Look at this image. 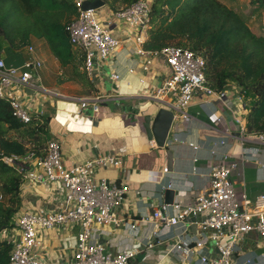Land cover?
Segmentation results:
<instances>
[{
	"label": "crops",
	"instance_id": "1",
	"mask_svg": "<svg viewBox=\"0 0 264 264\" xmlns=\"http://www.w3.org/2000/svg\"><path fill=\"white\" fill-rule=\"evenodd\" d=\"M221 1L235 12L248 16L250 24H253V27L248 24L252 32L256 33L264 26V10L252 14L255 7L251 0ZM97 14L104 25L113 23L109 29L114 36L124 39L125 25L112 16L114 11L103 8ZM35 42H40L39 49L33 45ZM31 45L34 47L32 54L26 49L15 53L6 47L3 57L7 65L20 66L28 59L42 63L38 73L41 86L57 94L42 97L43 101L39 99L40 95L35 97L39 103L33 112L48 120L47 142L55 139L60 143L64 166L70 169L99 156L113 155L122 159L119 170L95 171L96 180L105 176L128 184L124 203L115 213L127 224L136 225L135 231L129 225L119 228L99 226L96 241L104 245L108 252L117 254L121 248L133 246L141 254L131 264H176L177 259L169 253V248L175 245L179 235L186 233L185 226L161 228L155 236L156 230L150 219L164 205L168 185H172L168 189L175 191V203L181 205V209L196 204L197 198L207 193L211 167L219 157L211 156V148L222 139L227 145L218 146V153H232V160L238 164L231 175L238 202L242 203L244 193L252 200L264 195V143L247 133L244 136L240 134V130H245L247 126L251 99L240 95L238 87L231 85L228 89L230 99L237 108L235 114L223 102L195 92L189 117L185 119L177 115L168 138L170 146L159 148L154 139H148L143 119L149 116L153 120L165 108L152 98L155 87L171 76L165 57L140 54L134 43L126 42L110 59L96 62L91 85L86 86L74 79L71 66H61L45 40L32 38ZM112 73L121 78L112 80ZM99 96L107 97V103L102 104L99 113L95 115L91 109H82V101H92ZM203 104L209 105L201 107ZM207 113L210 116L216 113L221 122ZM235 115L241 125L235 122ZM191 144L197 145L199 150L194 151ZM168 150L173 152L171 172L167 171ZM242 152L248 160L243 161ZM28 168L34 167L30 164ZM64 195L62 186L45 187L27 182L21 185L20 212H53L55 203ZM178 213V210H168L171 216ZM13 223L15 226L12 229L0 233L3 236L1 240L13 243L18 238L15 216ZM194 223H190V236L198 233ZM81 232L78 224L39 230L40 244L35 252L46 264H72L73 249ZM158 242L160 244L156 245ZM149 243H154L155 247L153 255L146 256L144 252ZM210 250L216 253L213 246ZM262 254L264 238L257 232L250 233L239 243L234 264H247V260H254ZM191 264H200L198 258L194 257Z\"/></svg>",
	"mask_w": 264,
	"mask_h": 264
},
{
	"label": "built area",
	"instance_id": "2",
	"mask_svg": "<svg viewBox=\"0 0 264 264\" xmlns=\"http://www.w3.org/2000/svg\"><path fill=\"white\" fill-rule=\"evenodd\" d=\"M84 1L75 0L79 14L67 25L66 30L74 49L84 55V70L90 80L95 75L96 62L107 61L118 47L130 42L135 44L140 54L166 58L171 76L155 87L152 98L159 105H164L165 109L172 111L174 119L178 114L185 119L189 117L188 111L195 92L223 102L235 114L237 108L230 99L229 90L216 91L209 87L205 74L206 60L203 56L196 55L189 49L175 47L157 52H147L144 49L150 29L152 0H139L114 12L112 16L125 25L124 39L114 36L110 31L112 22L105 25L101 23L97 10H83ZM25 49L29 54L34 52L32 45ZM41 67L42 63L36 59H28L20 66L7 65L4 59H0V99L9 100L14 117L24 124L33 120L43 123L42 115L33 112L39 103L35 97L40 95L45 98L57 94L40 85L38 73ZM120 78L116 73L111 74L112 80ZM104 103H107V97L99 96L92 101H82L81 107L91 109L96 115ZM208 105L203 104L201 107ZM213 116L216 113L210 117ZM234 118L241 125L236 115ZM217 120L221 122V117H217ZM246 133L249 134L246 128L240 130L242 136ZM251 136L264 143V133ZM170 142L167 140L165 147L170 146ZM224 145L227 142L222 139L211 148V156L219 157L217 163L211 167L207 193L199 196L196 204L183 209L176 203L173 206L163 205L150 219L156 230L155 236L161 228L169 229L181 224L185 226L186 233L179 235L175 245L169 248V253L177 259L176 264H191L194 257L198 258L200 264H234L238 245L246 235L257 232L264 238V195L252 200L244 193L242 203L238 202L231 180L238 164L232 160V153H218L217 147ZM190 146L194 151L199 150L197 145ZM242 155L243 161L248 160L244 152ZM0 161L18 170L22 175L21 185L32 182L45 187L58 185L65 189V195L55 203V211L45 214L19 211L15 215L19 232L18 238L12 243L9 264H46L35 252L40 244L38 231L73 224H78L82 232L73 249L72 264H131L141 254L133 246H125L117 254H113L96 241L100 231L98 227L102 225H112L114 228L129 225L133 231L136 229V225L127 224L115 213L124 203L129 191L128 184L118 182L117 178H95L97 170L121 169L122 159L113 155L99 156L67 169L63 163L60 143L52 139L47 142L41 155L29 152L24 156L7 157L0 153ZM29 163L33 169L28 168ZM168 188H172V185H168L165 190ZM4 200L0 184V202ZM169 209L178 210L179 213L171 216L168 214ZM190 215L201 218L194 223L198 233L192 236L189 234L191 224L187 223ZM159 244L160 242L156 245ZM211 246L217 250V256L210 250ZM146 247V256L153 255L154 243H149ZM263 262L264 254L254 260L249 259L246 263Z\"/></svg>",
	"mask_w": 264,
	"mask_h": 264
},
{
	"label": "trees",
	"instance_id": "3",
	"mask_svg": "<svg viewBox=\"0 0 264 264\" xmlns=\"http://www.w3.org/2000/svg\"><path fill=\"white\" fill-rule=\"evenodd\" d=\"M114 12L139 0H103ZM252 14L264 10V0H251ZM75 0H0V59L8 47L20 52L31 39L45 40L62 67H72L75 80L89 86L84 55L74 49L66 30L78 16ZM248 18L221 0H152L151 21L144 43L147 52L175 47L189 49L206 60L205 74L216 91L238 87L251 99L246 130L264 133V36L250 29ZM48 120L24 124L14 117L10 102L0 99V153L41 155L48 140ZM22 175L0 161V233L12 229L21 211ZM12 243L0 239V264L10 263Z\"/></svg>",
	"mask_w": 264,
	"mask_h": 264
},
{
	"label": "water",
	"instance_id": "4",
	"mask_svg": "<svg viewBox=\"0 0 264 264\" xmlns=\"http://www.w3.org/2000/svg\"><path fill=\"white\" fill-rule=\"evenodd\" d=\"M106 6L103 0H85L83 3V10H99ZM174 123V113L167 109H161L156 117L152 120L151 117L144 118L143 127L149 140H155L159 148H165V144L169 138L171 128ZM168 169L172 170L173 152L167 151ZM171 172V171H169ZM175 204V191L167 189L164 195V205L173 206ZM198 218L190 215L187 223L197 222ZM194 231V228H193ZM217 250L214 256H217Z\"/></svg>",
	"mask_w": 264,
	"mask_h": 264
},
{
	"label": "rangeland",
	"instance_id": "5",
	"mask_svg": "<svg viewBox=\"0 0 264 264\" xmlns=\"http://www.w3.org/2000/svg\"><path fill=\"white\" fill-rule=\"evenodd\" d=\"M109 6L108 5H106L105 7H103V8H108ZM103 8H101V9H103ZM101 9H99V10H97V11H101ZM111 10V9H110ZM248 17V16H247ZM261 23H262V21H261ZM248 24L250 25V27H253V24L251 23L250 24V21L248 20ZM255 34H257V35H262V36H264V26H261V28H259L257 31H256V33ZM31 43H32V39H31ZM33 45H35V47L37 46V48L39 49V45H40V42H35V43H33ZM24 49H22L21 51H23ZM23 64V63H22ZM14 66H16V65H14ZM36 78H37V76H36ZM40 85H41V83H40ZM40 98H42V96H39V99ZM43 100V98L41 99V101ZM143 121H144V119H143ZM42 147H44V146H42ZM1 184V183H0ZM2 190V189H1ZM5 200H6V198H5ZM4 200V201H5ZM17 231L19 232V229H17ZM2 235L0 236V239H2Z\"/></svg>",
	"mask_w": 264,
	"mask_h": 264
}]
</instances>
